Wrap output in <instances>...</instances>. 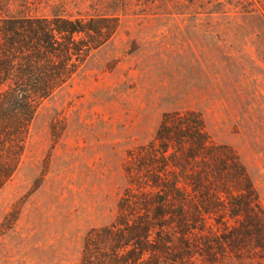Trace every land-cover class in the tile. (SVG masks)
Masks as SVG:
<instances>
[{"label":"rangeland","instance_id":"rangeland-1","mask_svg":"<svg viewBox=\"0 0 264 264\" xmlns=\"http://www.w3.org/2000/svg\"><path fill=\"white\" fill-rule=\"evenodd\" d=\"M220 1L228 13L123 18L42 103L0 189V264H79L86 232L114 217L125 152L167 113H200L210 140L236 152L264 208V1L247 11L246 0Z\"/></svg>","mask_w":264,"mask_h":264},{"label":"trees","instance_id":"trees-1","mask_svg":"<svg viewBox=\"0 0 264 264\" xmlns=\"http://www.w3.org/2000/svg\"><path fill=\"white\" fill-rule=\"evenodd\" d=\"M246 3V11L255 7ZM225 7L220 0H0V189L21 163L42 103L71 84L123 18H196L226 14ZM121 169L114 217L86 232L79 264H264L257 191L236 152L210 140L200 113L164 114L148 141L125 152Z\"/></svg>","mask_w":264,"mask_h":264}]
</instances>
